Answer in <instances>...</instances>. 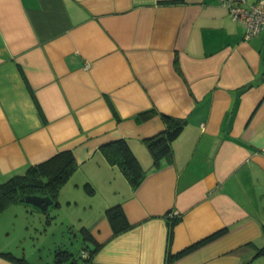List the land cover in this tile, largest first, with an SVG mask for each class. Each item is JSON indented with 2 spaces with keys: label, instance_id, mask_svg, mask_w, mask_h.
Wrapping results in <instances>:
<instances>
[{
  "label": "crops",
  "instance_id": "crops-1",
  "mask_svg": "<svg viewBox=\"0 0 264 264\" xmlns=\"http://www.w3.org/2000/svg\"><path fill=\"white\" fill-rule=\"evenodd\" d=\"M161 1L0 0V181L71 150L50 206L81 210L89 264H264V29L245 39L218 0ZM160 114L185 126L153 164L143 139ZM121 138L145 169L136 187L101 150ZM85 183L90 198L74 192ZM117 203L132 227L113 236L104 210ZM28 206L39 210L16 202L0 219Z\"/></svg>",
  "mask_w": 264,
  "mask_h": 264
},
{
  "label": "trees",
  "instance_id": "trees-1",
  "mask_svg": "<svg viewBox=\"0 0 264 264\" xmlns=\"http://www.w3.org/2000/svg\"><path fill=\"white\" fill-rule=\"evenodd\" d=\"M180 0H164L163 3H175ZM113 115L119 119V116L111 105ZM154 109L145 111L137 116L138 119L147 118L156 114ZM164 122V128L156 134L143 139L152 163H158L162 158L171 156V142L179 135L185 126V120L172 117L166 114H160ZM101 150L106 159L111 164H116L129 183L136 187L140 184L145 176V169L135 156L127 141L123 138L117 139L111 143L101 146ZM77 167L74 155L69 149L60 150L51 155L47 159L36 164H30L25 171L20 174H14L5 180L0 181V213L9 205L22 202L20 199L24 195H47L53 200L54 206L59 205L57 197L61 187L71 177ZM88 194H93L94 189L89 183L83 185ZM105 217L110 225L112 235L115 236L132 227L124 213L120 203L111 205L104 210ZM178 216L171 215L167 218L169 238L172 235L174 224L178 221ZM48 221V220H47ZM217 231L187 247L175 254L169 256V260H173L201 244L207 242L214 236L218 235ZM97 247H84L81 250H87L89 258H91ZM258 253L264 254V247L258 248ZM0 256L12 259L16 262L30 264L24 258H17L11 252L0 251ZM55 262L58 264H79L78 259L68 251H56L54 254Z\"/></svg>",
  "mask_w": 264,
  "mask_h": 264
},
{
  "label": "rangeland",
  "instance_id": "rangeland-1",
  "mask_svg": "<svg viewBox=\"0 0 264 264\" xmlns=\"http://www.w3.org/2000/svg\"><path fill=\"white\" fill-rule=\"evenodd\" d=\"M78 189L79 191L74 192L81 193L84 197L94 195L87 194L83 185ZM101 191L102 189L99 193ZM28 207L34 210L29 211L27 216L21 212L12 223L7 219H0V246L8 244L6 251L15 257L25 256V259L34 264H53L56 251H68L77 260L85 244L91 246V243L84 241L80 231L81 224L77 217L81 210L71 213L68 209L70 206L66 203L59 207L50 206L46 211ZM72 209L76 208L72 205Z\"/></svg>",
  "mask_w": 264,
  "mask_h": 264
},
{
  "label": "built area",
  "instance_id": "built-area-1",
  "mask_svg": "<svg viewBox=\"0 0 264 264\" xmlns=\"http://www.w3.org/2000/svg\"><path fill=\"white\" fill-rule=\"evenodd\" d=\"M226 8L233 21L244 28V38L248 39L257 35L264 29V0L248 3L246 0H218ZM173 215L170 213V216ZM87 250H81L78 255L79 264H89Z\"/></svg>",
  "mask_w": 264,
  "mask_h": 264
},
{
  "label": "water",
  "instance_id": "water-1",
  "mask_svg": "<svg viewBox=\"0 0 264 264\" xmlns=\"http://www.w3.org/2000/svg\"><path fill=\"white\" fill-rule=\"evenodd\" d=\"M24 203H28L36 206L41 211H46L50 205L53 204V200L47 195H24L20 199Z\"/></svg>",
  "mask_w": 264,
  "mask_h": 264
}]
</instances>
